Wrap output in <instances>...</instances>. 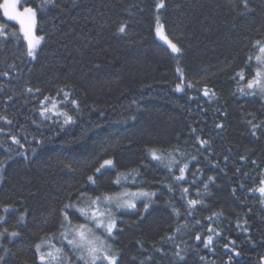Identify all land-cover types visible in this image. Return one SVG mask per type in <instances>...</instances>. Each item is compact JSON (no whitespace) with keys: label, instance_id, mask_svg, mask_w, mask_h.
Segmentation results:
<instances>
[{"label":"trees","instance_id":"obj_1","mask_svg":"<svg viewBox=\"0 0 264 264\" xmlns=\"http://www.w3.org/2000/svg\"><path fill=\"white\" fill-rule=\"evenodd\" d=\"M162 2L21 0L36 9L34 58L0 9V264H44L58 248L85 264L62 210L72 226L85 220L64 206L124 191L154 195L114 211L106 243L118 264H264V196L253 191L264 92L247 88L261 67L264 0Z\"/></svg>","mask_w":264,"mask_h":264},{"label":"snow or ice","instance_id":"obj_2","mask_svg":"<svg viewBox=\"0 0 264 264\" xmlns=\"http://www.w3.org/2000/svg\"><path fill=\"white\" fill-rule=\"evenodd\" d=\"M163 2L157 4V8H162ZM0 9H3L4 16H7L11 19L17 20L20 24V30L23 33V39L27 42V54L29 56H34L36 47L40 44L42 37L36 36L34 29L36 24V9L32 7H24L23 11H19L17 9V0H4L2 4H0ZM3 25H0V34H5L3 32ZM125 28L121 26L120 31L123 32ZM156 34L161 36L170 47L173 53L179 54L181 52V48L174 43L172 40H169L166 35L163 33V26L159 22V18L157 17V25H156ZM13 35H17L13 33ZM255 46L259 47L260 55L256 56L257 62L261 65L260 68L257 69L255 75L252 79L248 80L247 88L248 89H260L261 92H264V44L260 41L255 42ZM180 71V69H178ZM241 78H243L242 73L240 74ZM177 91H181V85L177 84ZM205 95H208V90H205ZM48 99L47 97L45 98ZM75 103V101H73ZM53 107L55 105L53 104ZM47 109L41 112V115H44ZM65 123L70 122L72 120L71 116H68L66 113ZM2 118V117H0ZM255 127V126H254ZM15 140V137H13ZM18 142V141H17ZM202 144L207 143L206 141L201 140ZM150 155L153 160L163 162L166 157L162 152H159L157 149H149ZM111 160L104 161V165H112ZM174 161H170L168 167H172ZM101 165V167H104ZM187 168L185 164L183 167L179 168L180 175L176 176V180H182L184 178V173ZM100 169H96V172H99ZM135 171V170H133ZM121 175L124 176V179H127V175L118 174L117 179L114 181L116 184L121 183ZM211 179V177L209 178ZM89 181L94 182V178L92 176L88 177ZM261 187L258 189H253V191H259L261 195H264V180H261ZM183 192H187V189H183ZM154 193L146 192V191H137L130 192L124 191L119 193H103L97 195L95 197H88L87 204L84 207H78L75 204H66L64 209H77L79 214L84 218L85 223L77 224L72 226V222L68 217V212L62 210L65 221L71 226V234L72 239H68V233H64V238L67 240V244L71 246L74 250L80 251L81 256L79 259L84 260L85 264H96L97 260L107 261V264H118L115 255H109L105 251V241L99 236L95 235L94 228L97 230H103L109 236L113 233V230L116 227V220L113 218V213L111 211L112 207L115 208H135V201L139 198H150ZM80 199H84V194H79ZM198 201L189 200V205H195ZM106 206L104 210H101V206ZM148 208V204H145V209ZM215 215V214H214ZM2 219V218H0ZM94 225L93 227H89V224ZM64 225L62 224V227ZM16 233H12L15 235ZM2 235V234H0ZM196 239L199 240L200 236L197 235ZM212 241V236H208L205 241V246H208ZM41 245H36L37 251L40 250ZM63 249L58 248L54 251H49L47 253L40 254V260L44 262V264H70L67 257H62ZM2 259V257H0Z\"/></svg>","mask_w":264,"mask_h":264},{"label":"rangeland","instance_id":"obj_3","mask_svg":"<svg viewBox=\"0 0 264 264\" xmlns=\"http://www.w3.org/2000/svg\"><path fill=\"white\" fill-rule=\"evenodd\" d=\"M23 8H24V7L21 6V0H17V9H18L19 11H23ZM6 17H7V16H6ZM7 18H9V17H7ZM9 19L12 20V21H14V22H16V23L20 26V24H19V22H18L17 20H14V19H11V18H9ZM34 32H35V35H36V24H35ZM163 33H164V35H166L164 28H163ZM36 36H37V35H36ZM157 36H158V35H157ZM166 36H167V35H166ZM158 38H159L163 43H165L166 45H168L167 42H166L161 36H158ZM167 38H168V36H167ZM168 39H169V38H168ZM40 44H41V41H40ZM40 44L36 47V49H35V53H34V56H35L37 50L39 49ZM174 54L178 55L177 53H174ZM34 56H32V57L34 58ZM256 89H257V90H260V89H258V88H256ZM263 196H264V195H263ZM144 199H147V198H144ZM138 200H143V197L137 199V200L135 201V203H137ZM105 207H106V206L102 205V206H101V210L103 211ZM119 209H124V208H119ZM119 209H118V210H119ZM115 210H117V208H115V207L113 206L112 209H111V211H112V213H113V218H114V219H115V217H114V211H115ZM89 227H93V228H94V225H92V224L90 223V224H89ZM94 231H95V235H96V236H99L100 238H102V239L105 241V244H106L105 251H106L109 255H113V254L110 252L109 247L107 246V243H106V237L109 236V235H108L107 233H105L103 230H97V229L94 228ZM99 261H102V260H97L96 263L99 262Z\"/></svg>","mask_w":264,"mask_h":264}]
</instances>
